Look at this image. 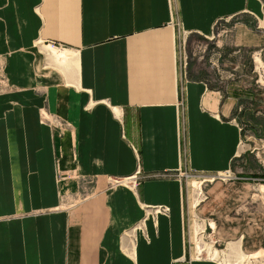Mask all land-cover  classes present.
Listing matches in <instances>:
<instances>
[{
  "label": "crops",
  "instance_id": "crops-1",
  "mask_svg": "<svg viewBox=\"0 0 264 264\" xmlns=\"http://www.w3.org/2000/svg\"><path fill=\"white\" fill-rule=\"evenodd\" d=\"M263 25L264 0H0V264H219L192 253L193 213L264 252V207L234 217L242 181L264 183L243 146L254 90L207 74L226 34L257 48ZM228 172L186 195V176Z\"/></svg>",
  "mask_w": 264,
  "mask_h": 264
},
{
  "label": "rangeland",
  "instance_id": "rangeland-1",
  "mask_svg": "<svg viewBox=\"0 0 264 264\" xmlns=\"http://www.w3.org/2000/svg\"><path fill=\"white\" fill-rule=\"evenodd\" d=\"M248 22V21H247ZM231 24H225V30L228 31L231 29ZM264 27V25H263ZM232 33H228L225 35V45H224V62L218 63L214 69H209L208 78L212 82L220 81V80H232L233 78L239 79L242 82L240 86L242 88H250L254 90V98L253 101L250 102V115L249 117H245L247 121L242 123V127L244 128L243 132V146L245 148L251 147V151L255 154H259V159H264V87L258 83V80L264 79V44L257 48H243L239 50L234 46L233 39L231 38ZM243 41L248 42V40L243 39ZM200 42L195 44L186 45V57L189 63H196L197 59L200 57V54L197 46ZM182 52H184V46H182ZM6 57L0 56V96L8 95L12 92L13 87L10 85V81L6 72ZM185 55H182V59ZM213 61V60H211ZM213 62H217L214 59ZM217 64V63H216ZM198 64L196 63V66ZM235 65V66H234ZM239 66L240 69H237ZM263 81V80H262ZM214 84V83H213ZM251 86V87H249ZM254 113V114H253ZM253 114V115H252ZM257 162V161H256ZM242 175H236V177L231 180L228 178H219L216 176H186L185 181V193L186 195H193L196 191L200 192L199 198H196V202L194 201V205L198 204L200 206L202 202H206L207 200V192L210 188L220 182L224 185L237 183L239 182V178ZM241 182V181H240ZM198 183H201V188ZM243 184H248L254 187V190L251 191V198H248L246 202L239 207L234 213V217H239L240 214L248 213L249 207L252 205H257V207H264V193H257L259 189V185H263V182H253V181H245ZM198 185V187H197ZM196 189V190H195ZM257 190V191H256ZM197 193V192H196ZM189 199V198H188ZM192 198H190V208L191 211L195 207L191 203ZM201 203V204H200ZM194 206V207H193ZM193 213V212H191ZM197 215L190 214L187 217V224L189 226L188 236L190 242V249L194 256L197 254L198 259L201 260H209L214 261L219 264H264V252H249L247 249L243 247L239 240H243L244 236L241 235L240 238L236 239H218L217 233H214L212 230H207L205 228V223L201 220L204 218L198 217ZM201 218V219H200ZM201 220V221H200ZM208 222V221H207ZM211 223V222H209ZM204 226V228L202 227ZM140 228L142 226L140 225ZM264 235V228L261 231ZM240 244L241 253L249 256L245 258V256L237 255V253L230 251L228 248L230 245ZM200 247H202L200 249ZM217 252L218 258L214 259L213 255ZM221 253V254H220ZM215 256V255H214Z\"/></svg>",
  "mask_w": 264,
  "mask_h": 264
},
{
  "label": "built area",
  "instance_id": "built-area-1",
  "mask_svg": "<svg viewBox=\"0 0 264 264\" xmlns=\"http://www.w3.org/2000/svg\"><path fill=\"white\" fill-rule=\"evenodd\" d=\"M259 80H260V79H259ZM261 86H262V85H261ZM263 165H264V164H263ZM263 172H264V169H263ZM219 178H228V179H231V180L234 179V177L231 175L230 172H228V173H226V174H224V175H220Z\"/></svg>",
  "mask_w": 264,
  "mask_h": 264
}]
</instances>
